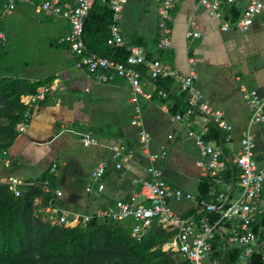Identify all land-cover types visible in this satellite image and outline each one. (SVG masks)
Returning <instances> with one entry per match:
<instances>
[{"label":"crops","instance_id":"crops-1","mask_svg":"<svg viewBox=\"0 0 264 264\" xmlns=\"http://www.w3.org/2000/svg\"><path fill=\"white\" fill-rule=\"evenodd\" d=\"M40 1L18 0L13 12L1 18L0 31L5 35V42L10 23L21 16L29 17L42 30V35L37 38L36 33L31 34L29 53L32 56L30 65L33 66L24 63L21 78L38 81L52 76V81L58 80L61 85L32 109L24 130L16 129L18 135L0 155V182L8 183L10 177L15 176L22 180L23 188L39 181L45 174L49 176L46 180L52 191H44L45 180L41 185L44 192L50 193L52 205L79 215H96L102 209L113 210L117 200H126L138 190L139 184L134 180L149 176V162L140 153L137 135L140 127H146L144 129L152 137V149L166 145V156L153 162L161 169L165 181L193 195L188 200H172L171 205L176 214L195 221L194 233H197L200 221H196L197 212L193 210L198 206L195 197L203 174L196 164L200 158L199 148L186 136V131L188 128L201 129L210 117L197 110L194 116L183 113L179 120H174L177 114H168L166 103L155 104L149 98L139 97L140 123L132 124L135 103L131 100V85L118 76L98 82L85 69L78 68L68 44L59 41L69 32V21L64 17L53 18L36 13L34 7ZM219 1L221 19L210 16L197 0H172L170 19L165 21L171 41L167 48L157 45L162 35L157 12L160 0H126L117 23L125 47L128 44L140 46L147 60L157 58L183 74L190 69L196 71L195 86L213 108L223 111L224 120L232 126L231 131L219 129L222 157L232 165L240 151V138L251 114L240 85L256 89L264 99V10L256 15L248 31L223 32L221 23H233L240 17L246 0ZM191 18L196 20L200 31L197 37H186ZM141 66H144V69L139 67L141 86L152 94L156 84L146 66ZM11 70H14L12 65ZM173 85L180 88L178 83ZM160 93L164 91L160 90ZM252 133L255 143L253 159L258 165H263L264 132L255 124ZM86 134L95 136L98 142L84 145L81 138ZM121 141L134 150L131 157L120 160V167H116L111 147ZM102 159L109 166L98 182L92 179V172ZM53 164L56 166L51 170ZM231 183L224 185L227 191H230ZM54 190H60L61 195H56ZM240 192L241 186L237 183L232 200ZM216 199L208 204L216 203ZM40 200L36 198L34 201L35 212L52 223L51 219L55 217L41 209L49 200L44 205ZM201 205L198 213L206 220L203 211L206 204L202 202ZM253 205L256 207L253 222L258 219L261 226L257 231L264 232V187L253 200ZM119 220L130 227L134 224L132 217ZM168 230L174 231L175 235V230ZM218 231L227 234L229 229L221 224ZM173 236L163 244V250L172 248L168 243ZM257 248L255 245V250ZM203 264H210L209 256Z\"/></svg>","mask_w":264,"mask_h":264},{"label":"built area","instance_id":"built-area-1","mask_svg":"<svg viewBox=\"0 0 264 264\" xmlns=\"http://www.w3.org/2000/svg\"><path fill=\"white\" fill-rule=\"evenodd\" d=\"M18 0L0 1V20L4 15L10 14L16 8ZM106 0H103L105 2ZM126 0H107L113 14L110 24V34L106 39V44L112 47L125 45L123 36L117 23L118 14L121 11L122 4ZM205 7L207 13L216 18H222L219 0H197ZM234 0H225L231 3ZM94 0H41L35 4L36 13L50 16L53 18L64 17L69 21L70 29L68 34L61 38L60 42H66L69 50L75 57V65L78 68L85 69L98 82H106L115 76L125 79L132 88L131 100L135 103V115L131 120L132 124L140 122V107L137 104L139 97L150 98V93L143 90L141 86V71L139 67L145 65L150 77L155 78L171 77L180 88L188 93L187 107L185 114L194 116L197 110L202 111L221 131H231L232 126L224 120L222 110L213 108L203 93L195 86L198 75L194 69H190L187 74L177 71L172 65L154 58L147 60L143 49L140 46L126 45L127 55L124 59H117L113 56H107L95 51L88 50L84 37V19L87 17ZM172 0H160L157 12L160 17L159 27L162 29V35L159 38L158 46L167 48L171 45L169 38V29L165 21L170 19L169 8ZM264 10V0H246L245 7L240 17L233 23L222 22L221 31L231 30L248 31L256 15ZM200 35L196 20L191 18L189 30L186 37H197ZM0 39L5 40V35L0 31ZM61 84L54 80L49 84L39 86L34 93L27 94L23 98V104L26 110L23 120L16 125L18 131L24 130L29 122L31 112L43 101L47 94L58 88ZM244 98L251 108L250 117L246 123L242 136L240 138V151L234 158V163L239 168L238 184L241 186V192L235 199L227 203V187L217 196L215 203L206 204L207 210H216L220 213V218L213 224H209L205 219L200 221V230L194 233L196 223L194 220L180 216L172 208V200L192 199L193 195L185 192L179 187L168 184L161 169L154 165V161L163 158L167 154L166 145H161L157 150L152 149V137L142 127L138 130L139 150L149 164L147 171L149 176L141 180H134L139 184L138 190L134 191L126 200H117L114 209H102L96 215H79L63 210L52 205L51 199L41 208L47 211L55 218L52 223L70 226L74 224H85L94 216L107 217L111 219H123L132 217L134 224L131 227V236L140 240L145 231L153 221H156L162 228L175 230V235L168 243V246L175 248L182 258L187 260V264H203L204 259L212 250V240L214 238L215 226L220 220L230 221L237 219L238 228L229 230L228 240L241 247L237 264H250L251 256L255 251L257 237L251 230L250 225L255 219L256 207L253 200L259 195L264 187V164L258 165L253 159L254 136L252 126L259 125L264 132V99H261L254 88H246L240 85ZM180 114L175 115L174 120H179ZM207 132V125L201 129H187L186 136L190 138L199 148L200 158L196 164L203 175H210L221 181V175L227 166V161L222 157L221 147L215 140H205L204 135ZM170 138V135H168ZM229 139V135L226 136ZM81 141L84 145L96 144L98 142L95 136L86 134L82 136ZM133 148L124 142H118L111 147L112 158L115 160V166L120 167V160L127 159L133 155ZM5 150L2 151V154ZM56 164L52 165L54 170ZM109 163L102 159L99 160L94 171L92 179L100 181L105 175ZM10 184L13 194H21L22 180L18 177H10ZM44 191H52L49 182H43ZM91 190V187H87ZM101 189L99 185L98 190ZM56 195H61L60 190H54ZM261 259L264 264V249H261ZM210 264H221L217 259H212Z\"/></svg>","mask_w":264,"mask_h":264},{"label":"trees","instance_id":"trees-1","mask_svg":"<svg viewBox=\"0 0 264 264\" xmlns=\"http://www.w3.org/2000/svg\"><path fill=\"white\" fill-rule=\"evenodd\" d=\"M112 14L107 0L104 3L94 0L84 23L83 37L88 50L122 60L127 55L125 45L112 47L106 44ZM4 45L5 42L0 39V155L18 135L16 125L23 120L26 110L24 96L53 80L52 76L38 81L18 77L11 66L4 63ZM140 68L144 69V66ZM153 80L156 89L149 99L155 104L166 103L170 115L185 113L187 91L174 88L176 82L171 77L158 76ZM160 90L164 93H160ZM204 139L215 140L218 144L222 141L218 127L211 120L207 123ZM223 172L220 182L210 175L200 177L195 197L198 206L193 210L197 212L196 221L202 219L201 213H198L201 203L214 201L225 188L224 185L231 181L233 185L227 191L226 204L232 200L239 168L227 162ZM48 177L43 174L39 181L25 185L18 196L13 194L10 184L0 182V264H187V260L175 248L162 249L174 231L164 229L154 221L142 238L137 240L131 236V227L123 220L94 216L85 224L64 226L42 219L41 214L35 212L34 201L40 198L44 205L50 199V193L44 192L41 185ZM203 211L209 224L220 218L216 210H207L204 206ZM257 222L258 219L251 224L258 248L253 252L250 264H263L260 254L264 249V232L257 231L261 226ZM221 224L234 230L239 222L237 219L219 221L215 226L209 259H217L221 264H237L241 247L228 240L229 232L219 233Z\"/></svg>","mask_w":264,"mask_h":264},{"label":"rangeland","instance_id":"rangeland-1","mask_svg":"<svg viewBox=\"0 0 264 264\" xmlns=\"http://www.w3.org/2000/svg\"><path fill=\"white\" fill-rule=\"evenodd\" d=\"M42 30L37 28L29 17H18L9 25V32L3 50L5 51L4 63L12 65L13 72L22 77L25 70L24 63L29 66L32 62V56L29 53V44L32 39L31 34L36 33L37 38L42 35ZM33 65H30V67Z\"/></svg>","mask_w":264,"mask_h":264},{"label":"water","instance_id":"water-1","mask_svg":"<svg viewBox=\"0 0 264 264\" xmlns=\"http://www.w3.org/2000/svg\"><path fill=\"white\" fill-rule=\"evenodd\" d=\"M86 19H87V17H85V19H84V22H86ZM233 184V182L231 183V185Z\"/></svg>","mask_w":264,"mask_h":264}]
</instances>
